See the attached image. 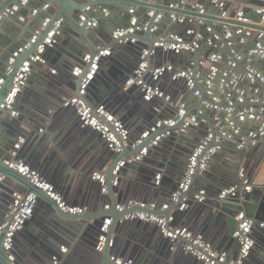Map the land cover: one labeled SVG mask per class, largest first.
<instances>
[{"label":"water","instance_id":"water-1","mask_svg":"<svg viewBox=\"0 0 264 264\" xmlns=\"http://www.w3.org/2000/svg\"><path fill=\"white\" fill-rule=\"evenodd\" d=\"M17 10L33 32L0 37V180L14 182H0V264H219L218 253L263 264L264 182L239 166L260 155L264 125L249 127L239 101H217L201 81L211 51L226 55L238 36L264 44V0H0V24ZM107 90L155 99V128L127 136V111L96 123L107 163L79 182L59 138L35 128L50 97L92 102Z\"/></svg>","mask_w":264,"mask_h":264},{"label":"crops","instance_id":"crops-1","mask_svg":"<svg viewBox=\"0 0 264 264\" xmlns=\"http://www.w3.org/2000/svg\"><path fill=\"white\" fill-rule=\"evenodd\" d=\"M196 2L197 0L194 3ZM11 13L13 15H7L10 19L3 22V24H0V37H4L5 40L12 38V36H20V34L25 33L26 30L30 31V19H28L30 17L24 18L20 10ZM50 13V10L43 11V14L45 16ZM107 19H110V17H108ZM73 22H78V18L74 15ZM81 24L84 28L87 26V24ZM66 27H68V29H73L71 24L69 23L66 24ZM30 32L32 33L33 30H31ZM89 39L93 44L96 42L92 35H89ZM228 44L230 45L229 50H231L232 53L231 51H227V54L224 55L218 51H211V55L213 56V62H211L210 64L208 63L209 70L211 71L210 73L208 72L205 75L203 74V81H201L202 89L206 92L211 86L217 89V91L219 90V93L215 99L219 102L223 101L222 103L228 100L227 95H230L231 98H235L237 101H239L240 105H243L242 108L244 109V112H247L245 117H243L245 118V123H247L251 128H257V125L259 123L264 125V118L262 119L258 115V113L264 109L261 105L262 103H264V44H260V47L257 48L259 43L255 42L252 36H238L232 44ZM229 63L231 64L229 66L230 69L228 67V70L230 72L225 71L226 66ZM152 67L153 64L149 62L148 68L151 69ZM228 91L230 92V94H228ZM248 101H251L250 104L245 105ZM231 130H233L234 134L229 133L231 136L230 140L232 141V143L236 144V146H230V148L231 151L236 152L238 148L240 150L241 144L236 141L238 139L236 135V128L232 127ZM262 133H264V130ZM223 138L225 139V137ZM260 138H263L262 143L264 144V137L261 136ZM56 139L57 138H55V140ZM218 152L221 155L220 158L223 161L229 164H234L232 161L228 162L225 160L229 157L235 159L236 157L234 154H231L230 152H224L221 148L218 150ZM259 154L260 155H258L253 161L249 160L248 158L245 159V163L248 162V164L246 165V167H243L242 165L239 166V170L244 169L243 172L246 175L250 173L251 170H254L253 176L257 179L256 182L263 183L264 147L262 148L261 153ZM232 169H234V167ZM53 233L55 237L57 235L60 236V234H62L60 228H53ZM171 233L172 232L169 231L168 234ZM204 248H206V246H204ZM209 250L212 251V249ZM65 251H67V254L71 251V249L68 248ZM222 255L223 253H218L217 262L219 264H227L228 257H223Z\"/></svg>","mask_w":264,"mask_h":264},{"label":"flooded vegetation","instance_id":"flooded-vegetation-1","mask_svg":"<svg viewBox=\"0 0 264 264\" xmlns=\"http://www.w3.org/2000/svg\"><path fill=\"white\" fill-rule=\"evenodd\" d=\"M146 102L147 104L143 106L142 104L135 105L132 101L127 103L122 99H113L108 90L103 91L99 98L92 102L76 97L63 100L50 97L43 105L42 120L38 126L36 125L35 132L42 138V141L53 138V136L59 138V145L67 152L59 158L60 164L62 162L63 167L69 166L71 173L79 182L82 179L88 180L94 175V169L97 170L107 163V159L101 155L102 151L99 153L100 148H97L94 139H91L96 123L102 124L110 118H118L120 113L127 111L128 113L125 114L127 117L123 120L132 121L135 124L133 129L127 124L124 126L123 130L126 131L127 136L136 133V125L139 123L140 126V122H143L146 130L151 132L155 128V125L151 124V121L155 120V99ZM66 135L71 136L69 142H64ZM23 140L22 146L25 147L29 142L26 139ZM151 169L155 171V163ZM147 178L155 182V176L149 174ZM3 180L14 184L7 178H3L0 182ZM104 209L105 207L102 210ZM88 210L87 214L90 215L94 212V207L90 206ZM138 239L143 241L141 237ZM55 264H59L58 261Z\"/></svg>","mask_w":264,"mask_h":264},{"label":"built area","instance_id":"built-area-1","mask_svg":"<svg viewBox=\"0 0 264 264\" xmlns=\"http://www.w3.org/2000/svg\"><path fill=\"white\" fill-rule=\"evenodd\" d=\"M183 5L193 4L196 0H179Z\"/></svg>","mask_w":264,"mask_h":264}]
</instances>
